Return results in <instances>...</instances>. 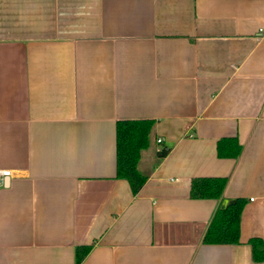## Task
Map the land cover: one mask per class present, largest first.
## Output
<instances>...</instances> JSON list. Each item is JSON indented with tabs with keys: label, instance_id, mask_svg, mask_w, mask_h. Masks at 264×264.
<instances>
[{
	"label": "crops",
	"instance_id": "1",
	"mask_svg": "<svg viewBox=\"0 0 264 264\" xmlns=\"http://www.w3.org/2000/svg\"><path fill=\"white\" fill-rule=\"evenodd\" d=\"M122 119L155 121L136 193ZM0 169V264H264V0H0ZM237 198L240 242H204Z\"/></svg>",
	"mask_w": 264,
	"mask_h": 264
},
{
	"label": "trees",
	"instance_id": "2",
	"mask_svg": "<svg viewBox=\"0 0 264 264\" xmlns=\"http://www.w3.org/2000/svg\"><path fill=\"white\" fill-rule=\"evenodd\" d=\"M153 119H122L117 122V176L127 179L134 193L146 182L148 175L139 168L142 151L152 141ZM220 156H238L241 145L234 138L222 139L218 145ZM160 157L167 154L166 149L158 151ZM227 178H197L192 182L191 195L195 198H220L227 185ZM246 204L244 198H237L225 207L214 212L204 234V242L239 243L241 215ZM254 257L264 260V239L254 237ZM92 245L77 247V263H80L91 250Z\"/></svg>",
	"mask_w": 264,
	"mask_h": 264
},
{
	"label": "built area",
	"instance_id": "3",
	"mask_svg": "<svg viewBox=\"0 0 264 264\" xmlns=\"http://www.w3.org/2000/svg\"><path fill=\"white\" fill-rule=\"evenodd\" d=\"M162 140L163 139L161 137H159L157 139L158 143H161ZM10 175H11V171L10 170H8V169H6V170L5 169H0V186L4 184L5 178L10 176Z\"/></svg>",
	"mask_w": 264,
	"mask_h": 264
}]
</instances>
